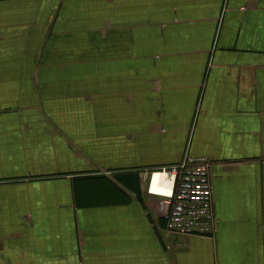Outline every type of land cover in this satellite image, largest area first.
<instances>
[{"label": "crops", "instance_id": "1", "mask_svg": "<svg viewBox=\"0 0 264 264\" xmlns=\"http://www.w3.org/2000/svg\"><path fill=\"white\" fill-rule=\"evenodd\" d=\"M186 158L208 237L145 187ZM0 264H264V0H0Z\"/></svg>", "mask_w": 264, "mask_h": 264}, {"label": "built area", "instance_id": "2", "mask_svg": "<svg viewBox=\"0 0 264 264\" xmlns=\"http://www.w3.org/2000/svg\"><path fill=\"white\" fill-rule=\"evenodd\" d=\"M153 171L145 177L147 192L159 198L158 212L164 219L165 231L180 236H211L216 218L210 162L186 158L177 165L160 169L171 179L170 191L163 194L151 191Z\"/></svg>", "mask_w": 264, "mask_h": 264}, {"label": "bare ground", "instance_id": "3", "mask_svg": "<svg viewBox=\"0 0 264 264\" xmlns=\"http://www.w3.org/2000/svg\"><path fill=\"white\" fill-rule=\"evenodd\" d=\"M170 176L165 172H154L151 179V191L163 194L170 191Z\"/></svg>", "mask_w": 264, "mask_h": 264}, {"label": "trees", "instance_id": "4", "mask_svg": "<svg viewBox=\"0 0 264 264\" xmlns=\"http://www.w3.org/2000/svg\"><path fill=\"white\" fill-rule=\"evenodd\" d=\"M122 182L125 183V181H122ZM126 184L133 185V184H135V181L133 179L127 178Z\"/></svg>", "mask_w": 264, "mask_h": 264}, {"label": "rangeland", "instance_id": "5", "mask_svg": "<svg viewBox=\"0 0 264 264\" xmlns=\"http://www.w3.org/2000/svg\"><path fill=\"white\" fill-rule=\"evenodd\" d=\"M153 172H159V170H154ZM147 182L145 183V187H147Z\"/></svg>", "mask_w": 264, "mask_h": 264}]
</instances>
